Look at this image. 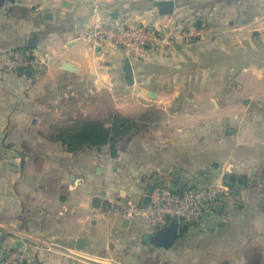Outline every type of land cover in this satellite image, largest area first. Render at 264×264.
<instances>
[{
    "label": "crops",
    "instance_id": "0c3cea01",
    "mask_svg": "<svg viewBox=\"0 0 264 264\" xmlns=\"http://www.w3.org/2000/svg\"><path fill=\"white\" fill-rule=\"evenodd\" d=\"M174 1L172 15H159L148 0H0V257L264 264V0ZM200 12L213 18L214 34L140 60L116 47L92 50L80 37L98 17L172 31ZM21 49L34 52L39 69L4 68ZM114 113L148 116L115 155L107 144L70 151L58 138L76 121L108 124ZM159 184L226 186L229 195L164 249L148 242L143 217L103 212L115 199L142 203Z\"/></svg>",
    "mask_w": 264,
    "mask_h": 264
},
{
    "label": "built area",
    "instance_id": "2783aa9c",
    "mask_svg": "<svg viewBox=\"0 0 264 264\" xmlns=\"http://www.w3.org/2000/svg\"><path fill=\"white\" fill-rule=\"evenodd\" d=\"M204 28L191 26L178 27L166 32L164 29L147 23L125 25L114 23L109 18H96L95 22L83 33L81 38L92 49L110 46L121 49L136 59L145 58L150 52L172 46L175 42L189 41L205 34ZM42 61L29 49L14 50L3 61L7 71H17L31 67L39 68ZM229 188L188 187L177 190L168 184H159L149 193L147 204L130 200L115 199L104 205V213H114L126 218L143 217L150 227H163L173 220L185 226L205 222L214 212L215 205L226 201ZM19 255L7 253L0 257V264H18Z\"/></svg>",
    "mask_w": 264,
    "mask_h": 264
},
{
    "label": "trees",
    "instance_id": "16d2710c",
    "mask_svg": "<svg viewBox=\"0 0 264 264\" xmlns=\"http://www.w3.org/2000/svg\"><path fill=\"white\" fill-rule=\"evenodd\" d=\"M145 119L148 116L132 118L119 113H114L108 124L99 119H83L60 131L58 138L70 151L100 148L107 144L111 154L115 155L117 145L124 137L145 129Z\"/></svg>",
    "mask_w": 264,
    "mask_h": 264
},
{
    "label": "water",
    "instance_id": "95a60500",
    "mask_svg": "<svg viewBox=\"0 0 264 264\" xmlns=\"http://www.w3.org/2000/svg\"><path fill=\"white\" fill-rule=\"evenodd\" d=\"M151 5L156 8L157 13L159 15H172L175 8L174 0H148ZM28 46L34 48L36 46V37L32 36L28 39ZM124 64L122 70L124 72V79L127 84L132 83V66L130 63L129 57H125ZM27 73H31L30 70H27ZM240 178L236 179V182H239ZM183 184V181L181 182ZM149 193L152 191V187L149 188ZM99 197L94 198V206H99ZM149 200V195L144 197L142 204H147ZM222 204L215 205V209H220ZM186 229L185 225L179 223V221L173 220L167 225L160 227L159 225H155L152 227V233H150L147 237L148 242L155 246L164 249L171 248L181 233ZM86 241L83 238H79L76 241V248L83 249L85 247Z\"/></svg>",
    "mask_w": 264,
    "mask_h": 264
},
{
    "label": "rangeland",
    "instance_id": "374dc122",
    "mask_svg": "<svg viewBox=\"0 0 264 264\" xmlns=\"http://www.w3.org/2000/svg\"><path fill=\"white\" fill-rule=\"evenodd\" d=\"M213 22H214V20H213L212 17H208L207 15H205V14L200 12L198 15H192L191 19L189 21H187L186 25L184 24V25H182L180 27H183L184 29H188L191 26H196V23H197L200 26V28H204L206 30L205 34H209V33L214 34V32H212V31L209 32L208 31V30H210L211 24ZM174 29H177V28H174ZM166 32H169V31H166ZM166 47H171V46H165L164 48H166Z\"/></svg>",
    "mask_w": 264,
    "mask_h": 264
}]
</instances>
